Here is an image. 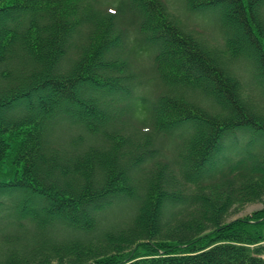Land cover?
Segmentation results:
<instances>
[{
    "label": "trees",
    "instance_id": "trees-1",
    "mask_svg": "<svg viewBox=\"0 0 264 264\" xmlns=\"http://www.w3.org/2000/svg\"><path fill=\"white\" fill-rule=\"evenodd\" d=\"M241 63L264 0H0V264H264Z\"/></svg>",
    "mask_w": 264,
    "mask_h": 264
},
{
    "label": "rangeland",
    "instance_id": "rangeland-1",
    "mask_svg": "<svg viewBox=\"0 0 264 264\" xmlns=\"http://www.w3.org/2000/svg\"><path fill=\"white\" fill-rule=\"evenodd\" d=\"M203 18H208L211 22H215L216 20V23L217 24H220L219 23V18L221 20V23H224V19H222L221 16L219 15H214L213 14V11L212 10H208V11H205L203 13ZM198 24H201L203 27V22L201 21V23H198ZM214 25V23H213ZM198 29H200L201 31H203L205 28L203 27H200L199 25L196 26ZM215 27V26H213ZM191 30V28H190ZM216 36V35H215ZM215 42L212 43L213 46H218L220 47L221 46V40L220 38H215ZM238 73L241 77V82L242 84L244 85V87L249 90L251 89V96L249 98H252V102H255V104L260 108V110L262 112H264V92L263 90L258 86V81L257 79H254L253 78V71L251 69H243V70H238ZM264 207V203L263 204H255V205H250L248 206L243 212H240L239 214L237 215H234L229 221H232V220H236L238 218H240L241 216L245 215V214H249V213H253V212H256L258 210H261L262 208Z\"/></svg>",
    "mask_w": 264,
    "mask_h": 264
}]
</instances>
